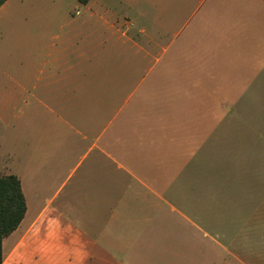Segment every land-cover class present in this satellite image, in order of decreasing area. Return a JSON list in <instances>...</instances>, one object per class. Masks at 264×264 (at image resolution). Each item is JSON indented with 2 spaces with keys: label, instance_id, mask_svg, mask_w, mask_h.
<instances>
[{
  "label": "crops",
  "instance_id": "obj_1",
  "mask_svg": "<svg viewBox=\"0 0 264 264\" xmlns=\"http://www.w3.org/2000/svg\"><path fill=\"white\" fill-rule=\"evenodd\" d=\"M85 3L110 33L96 44L121 40L133 54L72 57L68 12L22 37L7 93L29 96L30 114L52 112L57 123L37 125L66 135L26 155L22 145L21 160L57 151L72 166L49 186L24 180L33 169L0 170L18 176L26 203L1 264H264V119L249 111L264 95V0H213L191 23L198 6L160 55L151 35L145 51L124 19Z\"/></svg>",
  "mask_w": 264,
  "mask_h": 264
},
{
  "label": "rangeland",
  "instance_id": "obj_2",
  "mask_svg": "<svg viewBox=\"0 0 264 264\" xmlns=\"http://www.w3.org/2000/svg\"><path fill=\"white\" fill-rule=\"evenodd\" d=\"M212 2L213 0H205L201 4L198 0H98V4L92 8V11H96V14L103 13L105 18L113 22L117 18L124 19L125 24L129 25V28L124 31L125 37L141 41L145 51H148V38L151 35L158 43L156 54L160 55L163 53L165 44L173 42V48H176L182 35V22L188 13L199 6L190 21L198 22L199 19H203L205 10ZM67 12L72 16V41L74 42L72 57H77L80 52H86L89 55L91 52L95 55L133 54L121 40H118L116 44L119 46L118 50L111 45L113 41L111 38L103 46L96 44L99 41H105L110 33L102 21H97L96 17L90 15L91 12L87 9L86 3L79 0H14L8 15L0 19V170L2 174H5L6 169L2 170L5 166L18 173L22 169L24 172L33 169L35 174L24 177L28 184L53 185L56 183L57 174H60L57 183L62 181L72 166V154L66 156L65 161H61L64 157L60 153L57 154V151H51L47 156L35 153L33 158L26 159L25 156L24 160H21L22 145L26 155L28 147H36L38 140L44 141L47 138L52 141V138L58 135L64 137L66 134L63 127L59 129L60 133L56 132L53 122L57 119L52 112L41 111L30 114L27 111L23 100L30 102L29 96L8 94L7 91L12 82L5 73L14 72L16 68L18 71L22 55L19 43L28 35L32 38L37 36L39 31L35 25L38 20L50 17L57 23H67L69 22L65 16ZM186 29L185 26L184 30ZM174 32L178 34L177 37H174ZM203 33L205 34L204 31ZM90 40L94 41L92 47L88 45ZM82 41H86L87 46ZM80 45L83 47L78 48ZM152 50L154 47L151 48ZM253 99L250 102V118L264 119V95H257ZM63 114L67 119L66 113ZM45 119H51L53 122H49L47 127L37 125L39 121H45ZM59 162L64 163L57 169L54 165ZM53 171H56L54 181ZM69 183H72V178L67 182V186ZM221 261L223 264L222 255Z\"/></svg>",
  "mask_w": 264,
  "mask_h": 264
},
{
  "label": "trees",
  "instance_id": "obj_3",
  "mask_svg": "<svg viewBox=\"0 0 264 264\" xmlns=\"http://www.w3.org/2000/svg\"><path fill=\"white\" fill-rule=\"evenodd\" d=\"M6 0H0V6ZM87 2L88 0H79ZM26 210L20 180L15 174L0 176V264L2 263V239L20 223Z\"/></svg>",
  "mask_w": 264,
  "mask_h": 264
}]
</instances>
